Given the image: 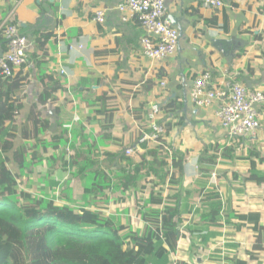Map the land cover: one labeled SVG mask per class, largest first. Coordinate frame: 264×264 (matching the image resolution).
Returning a JSON list of instances; mask_svg holds the SVG:
<instances>
[{
    "label": "crops",
    "instance_id": "obj_1",
    "mask_svg": "<svg viewBox=\"0 0 264 264\" xmlns=\"http://www.w3.org/2000/svg\"><path fill=\"white\" fill-rule=\"evenodd\" d=\"M121 2L0 0L2 24L14 23L21 34L44 41L43 48L35 43L31 65L22 72L27 84L17 99L23 105L19 124L33 114L45 123V131L33 145L28 135H18L14 152L23 151L25 156L33 152L29 154L34 166L41 164L38 177L47 182L44 187L49 191L51 180L60 181L56 192L72 190L61 185L69 176L84 185L86 201L91 189H96L92 193L99 199L108 197L94 204L109 206V211L112 207L120 210L116 196L130 206L141 198L149 203L144 192L139 193L141 198L133 194L138 191L135 185L145 191L157 190V184L162 186L159 177L147 175V181L132 182L129 188L123 174L132 168L122 161V154L126 148L136 149L134 165L142 157L151 160L138 144L141 133L149 127L148 110L158 103L162 108L158 123L167 130L155 168L160 170L163 160L168 164L169 156L177 161L181 157L185 163L180 195L168 202L179 204L185 228L192 223L198 226L205 214L222 219L217 235L206 240L199 226L193 230V240L187 230L186 239L179 241L177 256L184 249L192 264H264V251L253 250L264 247V182L248 180L252 159L264 158V103L258 105L261 128L257 135L233 140L216 119V109H200L189 96L196 79L208 72L217 81L232 78L264 96V26L255 34L239 33L242 24L249 26L255 16H264V0H223L224 10L205 8L197 0H165L166 18L179 31L180 40L177 52L161 61L144 56L143 28L136 19L122 20L117 9ZM98 10L105 13L103 25L94 20ZM220 11L229 17V34L223 32ZM3 54L0 42V56ZM210 147L214 150L207 155L215 156L218 150L219 156L211 168L199 163ZM42 155L52 157L46 158L48 166ZM59 161L62 167L57 169ZM25 162L19 166L20 179L26 173L31 175L32 166ZM80 167L81 174L77 172ZM260 169L263 173L264 165ZM59 172L64 173L63 179L57 176ZM116 173L124 190L118 195L113 193ZM23 181V188L42 194L44 187L35 189ZM254 211L262 217L257 228L249 216ZM218 249L224 254L219 255ZM232 256L241 262L235 263Z\"/></svg>",
    "mask_w": 264,
    "mask_h": 264
},
{
    "label": "trees",
    "instance_id": "obj_2",
    "mask_svg": "<svg viewBox=\"0 0 264 264\" xmlns=\"http://www.w3.org/2000/svg\"><path fill=\"white\" fill-rule=\"evenodd\" d=\"M218 17L222 20L223 32L229 34L230 30H227L229 17L223 11L219 12ZM2 21L0 20V26L3 25ZM219 23L215 25L218 27ZM263 26L264 17L261 14L255 16L249 26L242 24L239 33L255 34ZM0 42H3L5 53L8 47L4 28L0 31ZM43 42L40 38L34 40L39 48H43ZM25 76L26 74L22 73L7 78L0 75V264H172L174 256L177 258L176 264H192L186 260L184 249L181 250L179 257L177 256L179 241L186 239L187 230L191 231L193 240L195 238L193 230L195 231L196 227L198 229V226L201 232L206 234H203L205 240L212 235L216 236V231L222 226V219L215 214H205L198 226L193 223L186 228L182 226L184 220L181 218L179 204L168 201L170 199L175 201L180 195L179 184L182 183L185 163L181 157H178L180 160L177 161L175 156H169V163L161 161V169L156 170L160 159L159 145L162 144L167 130L160 122L159 125L163 127L164 132L159 140L138 144L146 151L144 155L152 157L151 160L142 157L143 160L134 165L136 149L126 148L122 154V161L132 168L131 172L127 171L129 174L126 172L123 174L129 188L132 182L147 181V175L156 174L159 177L162 186L157 184L159 186L157 190L150 188L149 191H145L135 185L138 191H134L133 194L140 197L139 193L144 192L147 198L150 197L149 203L145 202L146 198L140 197L138 204L130 206L128 201L119 198L120 210L112 207L113 210L109 211V206L94 204L99 200L98 194L92 193L96 189L87 192L91 193L88 194V201L84 200L85 203L81 204L77 200L60 199L67 196V193L63 190L59 195L56 194L59 180L49 181L51 191L44 187L42 194L19 187L20 174L14 168L10 169V164L15 162L21 166V163H26L25 161L32 156L29 153H25V156L20 150L14 152L16 137L20 134L28 135L33 145L40 142V134L45 131V123L37 121L33 114L26 118L23 125L18 122L23 105L17 99V93L27 84ZM148 130L149 127L144 131ZM142 135L143 132L140 138ZM211 148L205 151L199 161L210 168L217 165L219 159L218 150L214 151L215 156L207 155ZM261 165H264V158L252 159L251 175L248 180L264 182V170L263 173L260 172ZM82 170L80 167L77 172L81 174ZM164 197L167 198L166 201ZM197 210L200 211L199 208ZM115 211L127 212L128 215H133L135 220L129 222L130 219L118 214L120 216L118 221L109 216L116 215ZM214 211L217 209L214 208ZM251 213L249 216L252 217V222L256 221L257 228V221L262 217L258 214L259 211ZM261 235L260 233L258 236V242L262 239ZM226 247L228 248V246L221 248ZM258 249L264 251V247L260 246H255L253 250L257 252ZM221 250L217 251L219 255L224 254ZM232 260L235 263L241 262L233 256Z\"/></svg>",
    "mask_w": 264,
    "mask_h": 264
},
{
    "label": "built area",
    "instance_id": "obj_3",
    "mask_svg": "<svg viewBox=\"0 0 264 264\" xmlns=\"http://www.w3.org/2000/svg\"><path fill=\"white\" fill-rule=\"evenodd\" d=\"M197 1L209 9L223 10L225 7L223 0ZM117 9L123 15V21L136 19L140 22L144 31L141 48L147 59L161 61L177 52L180 34L166 18L165 0H122ZM94 20L98 24H105L104 11H96ZM2 28L8 49L0 56V75L7 78L30 67L35 43L21 34L14 23L3 24L0 31ZM73 49L71 46L70 50ZM189 96L200 109H216L215 117L230 139L255 137L261 128L258 105L264 103L263 94L249 90L232 78L217 81L212 73H204L194 82ZM161 113L162 108L158 103L149 108V130L143 131L139 143L159 140L164 132L158 123ZM172 263H177L176 257Z\"/></svg>",
    "mask_w": 264,
    "mask_h": 264
},
{
    "label": "rangeland",
    "instance_id": "obj_4",
    "mask_svg": "<svg viewBox=\"0 0 264 264\" xmlns=\"http://www.w3.org/2000/svg\"><path fill=\"white\" fill-rule=\"evenodd\" d=\"M144 32V31H143ZM71 47V46H70ZM72 47H74L73 45H72ZM82 47V46H81ZM38 152V151H37ZM28 153H33V152H27V154ZM52 158L51 156L49 157V156H45V155H42V159L45 161V165L46 166H48V161H47V159L46 158ZM54 159V158H53ZM11 160H13V159H11ZM14 161V160H13ZM28 161L30 162V164L29 165H31L32 167H31V175H29L28 176V173H26L27 175H23V177H22V175H21V179L19 178V187L20 188H22V187H24V185H25V183H24V181L23 180H25V181H27L29 184H30V186L32 187V188H35V189H37L38 187L40 188V187H44V185H46L47 184V182L46 181H44V182H41V178L40 177H38V169L40 168L39 166L41 165H38V167H36V166H34V162H32V161H34V158H28ZM36 162V161H35ZM56 168L57 169H60L61 167H62V165H61V161H59L57 164H56ZM15 169L17 172H18V174H20L19 173V166H18V164L17 163H15V162H11V164H10V169ZM22 168V167H21ZM116 167L115 166H112V169H115ZM14 171V170H13ZM117 172H118V169H117ZM14 173H15V171H14ZM21 174H25V172H23V173H21ZM24 176H26V177H24ZM57 176H59L60 178H62L63 179V176H64V173H57ZM114 177V176H113ZM115 178H117L116 180H115V187L116 188H114L113 189V193H115V195L117 194H122L123 192H124V190H123V188H121V184H122V181H121V177H119V175H118V173H116V175H115ZM64 181L61 183V185L63 186V184H65L64 186H63V188H65V186L67 185L68 187H70V188H72V190L71 189H64V191H65V193H67V196H65V197H60V199L61 198H64V199H68L69 201H71V200H77L79 203H83L84 202V200H85V202H86V195H85V193H84V185L83 184H81L80 183V181H79V179H70L69 178V176L67 177H65L64 179H63ZM21 181H23V182H21ZM66 182V183H65ZM93 186L94 185H96V184H92ZM112 191V190H111ZM61 192V191H60ZM53 194V193H52ZM55 194V193H54ZM57 195H59V190H58V192L56 193ZM110 194H112V193H108V196L110 195ZM108 198V197H107ZM107 198H104V197H102L101 199H99V200H106ZM116 200H118V198H117V196H116ZM69 201H67V202H69ZM164 201H166V199H165V197H164ZM84 202V203H85ZM70 203V202H69ZM116 205H118V204H116ZM109 214H111V213H109ZM123 217L124 218H126V219H130V221L129 222H133L135 219H133V215H128V213L127 212H125V213H123ZM109 216H111V217H113V218H115V219H117L118 221H119V217L120 216H118L117 214L116 215H109ZM130 216V217H129ZM131 216H132V218H131Z\"/></svg>",
    "mask_w": 264,
    "mask_h": 264
}]
</instances>
